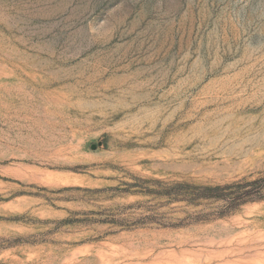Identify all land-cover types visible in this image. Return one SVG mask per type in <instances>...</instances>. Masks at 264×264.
<instances>
[{"label": "rangeland", "instance_id": "1", "mask_svg": "<svg viewBox=\"0 0 264 264\" xmlns=\"http://www.w3.org/2000/svg\"><path fill=\"white\" fill-rule=\"evenodd\" d=\"M0 264H264V0H0Z\"/></svg>", "mask_w": 264, "mask_h": 264}, {"label": "trees", "instance_id": "2", "mask_svg": "<svg viewBox=\"0 0 264 264\" xmlns=\"http://www.w3.org/2000/svg\"><path fill=\"white\" fill-rule=\"evenodd\" d=\"M228 187V186H226ZM224 187V188H226ZM223 188L221 187H214V188H204V189H200V194L198 195L199 198H204V199H211V198H218L219 196H217L218 192L221 191Z\"/></svg>", "mask_w": 264, "mask_h": 264}, {"label": "water", "instance_id": "3", "mask_svg": "<svg viewBox=\"0 0 264 264\" xmlns=\"http://www.w3.org/2000/svg\"><path fill=\"white\" fill-rule=\"evenodd\" d=\"M91 148H92V149H95V146H92Z\"/></svg>", "mask_w": 264, "mask_h": 264}]
</instances>
